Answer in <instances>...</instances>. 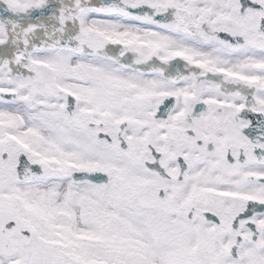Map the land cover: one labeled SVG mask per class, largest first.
I'll return each mask as SVG.
<instances>
[{"label":"snow or ice","instance_id":"6c2138e0","mask_svg":"<svg viewBox=\"0 0 264 264\" xmlns=\"http://www.w3.org/2000/svg\"><path fill=\"white\" fill-rule=\"evenodd\" d=\"M0 264H264V0H0Z\"/></svg>","mask_w":264,"mask_h":264}]
</instances>
